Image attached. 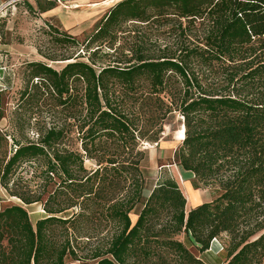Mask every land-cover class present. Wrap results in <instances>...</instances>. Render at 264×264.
I'll return each instance as SVG.
<instances>
[{
  "label": "trees",
  "instance_id": "obj_1",
  "mask_svg": "<svg viewBox=\"0 0 264 264\" xmlns=\"http://www.w3.org/2000/svg\"><path fill=\"white\" fill-rule=\"evenodd\" d=\"M172 21L180 36L183 23L197 24L193 44L149 56L137 42L129 58L95 69L126 25ZM84 43L90 63L72 54L61 71L26 67L21 108L50 109L63 124L25 142L0 132L1 188L45 214L33 227L21 206L0 212V264H204L181 235L200 254L227 241L224 264H264V0H122ZM215 66L223 81L207 84L199 75ZM174 111L184 128L176 165L219 193L187 212L169 176L144 196L141 144H156ZM71 132L79 149L68 147Z\"/></svg>",
  "mask_w": 264,
  "mask_h": 264
},
{
  "label": "rangeland",
  "instance_id": "obj_2",
  "mask_svg": "<svg viewBox=\"0 0 264 264\" xmlns=\"http://www.w3.org/2000/svg\"><path fill=\"white\" fill-rule=\"evenodd\" d=\"M73 1L76 3L72 7L81 4L101 3L100 0H63V3ZM120 1L112 3L105 9L97 7L65 10L55 0H14L13 3L5 5L0 10V132L14 137L17 141L25 142L26 140H36V131L40 129H47L53 124H63L62 115L50 109L46 111V108L43 107L30 110L27 107L21 108L20 94L27 85L26 67L30 63H43L55 71H61L67 64L66 61L61 60L72 54L80 55V61L90 63L88 53L83 49L86 44L84 42L93 34L98 22ZM43 3L52 8L48 15L40 14L41 10L45 8ZM174 21L167 25H126L123 31L128 32L117 35V44L115 45L117 50L114 52L113 49L103 48L102 52L93 58V61L96 62L95 69L99 70L100 67L113 62L124 61V57L129 58L127 50L129 46H133L137 42L144 43L149 56L176 53L180 43L193 44L195 35L199 31L197 24L183 23L182 29H185V33L180 36L181 33L176 29L177 23ZM131 32L133 34H130ZM64 36L71 37L77 44L70 45L63 42L65 41ZM88 52L90 53L92 50H88ZM224 70V68L219 69L215 66L209 73L206 72L199 76L207 81V84H219L223 81ZM192 73L200 72L194 68ZM24 112L26 114H23ZM182 128L183 120L176 111L165 117L162 121L158 142L156 144H141V150L146 153L141 171L148 183L144 192L145 197L149 195V191L156 182L164 176H169L177 183L185 197L187 212L202 204L210 203L219 193L215 187H205L196 183L192 174L182 171L176 165L174 153L182 142L178 135ZM69 138L73 142L68 147L79 149L76 133L71 132ZM8 143L11 145V140ZM9 150L8 147L7 152ZM84 167L88 171L96 168L90 161H86ZM21 175H23V181L30 177L24 173ZM11 206L23 207L33 227L38 220L45 217L42 204L24 206L18 199L9 197L0 186V212ZM74 213L76 211L71 210L59 217L67 218ZM131 221L134 223L135 217L132 216ZM177 240L183 243L204 264L225 263L228 244L223 239L212 241L209 249L201 254L198 247L184 235L179 236ZM65 264L79 263L66 260Z\"/></svg>",
  "mask_w": 264,
  "mask_h": 264
},
{
  "label": "crops",
  "instance_id": "obj_3",
  "mask_svg": "<svg viewBox=\"0 0 264 264\" xmlns=\"http://www.w3.org/2000/svg\"><path fill=\"white\" fill-rule=\"evenodd\" d=\"M14 0H0V10L5 6V5H8V4H11L13 3ZM101 3H96V4H92V5H77V7H72L74 6L73 4H75L76 2H65V3H59L58 5H61V7L65 10H79V9H87V8H102V9H105V8H108L112 3H115L117 1H120V0H100ZM43 6L45 8H43L41 10V13L42 15H48L49 12H51L52 8L50 7L49 8V5L48 7L45 6V4L43 3ZM0 72H1V69H0Z\"/></svg>",
  "mask_w": 264,
  "mask_h": 264
},
{
  "label": "bare ground",
  "instance_id": "obj_4",
  "mask_svg": "<svg viewBox=\"0 0 264 264\" xmlns=\"http://www.w3.org/2000/svg\"><path fill=\"white\" fill-rule=\"evenodd\" d=\"M178 135H179V140L182 141L184 139V128H182L179 132H178Z\"/></svg>",
  "mask_w": 264,
  "mask_h": 264
},
{
  "label": "built area",
  "instance_id": "obj_5",
  "mask_svg": "<svg viewBox=\"0 0 264 264\" xmlns=\"http://www.w3.org/2000/svg\"><path fill=\"white\" fill-rule=\"evenodd\" d=\"M34 1H38V0H34ZM58 1V3H63V0H55Z\"/></svg>",
  "mask_w": 264,
  "mask_h": 264
}]
</instances>
